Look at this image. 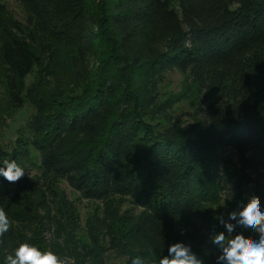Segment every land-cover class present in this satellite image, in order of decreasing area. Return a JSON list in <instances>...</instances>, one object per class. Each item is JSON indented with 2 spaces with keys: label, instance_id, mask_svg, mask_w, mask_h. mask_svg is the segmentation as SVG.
I'll use <instances>...</instances> for the list:
<instances>
[{
  "label": "trees",
  "instance_id": "obj_1",
  "mask_svg": "<svg viewBox=\"0 0 264 264\" xmlns=\"http://www.w3.org/2000/svg\"><path fill=\"white\" fill-rule=\"evenodd\" d=\"M16 1L26 13L24 25L0 0L7 106L20 112L29 100L37 116L28 142L0 146V167L15 160L26 170L23 148L30 143L41 152L43 178L26 177L17 197L0 203L11 225L0 237V264L28 232L31 245L47 251L40 223L30 226L36 214L30 195L43 187L39 205L48 209L44 193L53 189V179H64L89 200L121 197L140 206L127 236L144 243L143 249L124 243V220L115 224L122 236L112 234L111 248L129 250L126 264L137 255L158 264L176 242L191 244L202 264H226L211 242L226 231L225 223L236 225L233 236L258 240L228 214L253 196L264 211V0ZM53 43L73 50L76 71L88 82L67 99L48 102L41 90L29 99L25 80ZM170 70L192 79L193 88L210 91L208 98H217L220 107L186 124L155 114L147 106L148 87L139 89L134 81ZM6 184L0 176V186Z\"/></svg>",
  "mask_w": 264,
  "mask_h": 264
},
{
  "label": "rangeland",
  "instance_id": "obj_2",
  "mask_svg": "<svg viewBox=\"0 0 264 264\" xmlns=\"http://www.w3.org/2000/svg\"><path fill=\"white\" fill-rule=\"evenodd\" d=\"M7 12L11 18L23 25L26 24V13L21 4L16 0H3ZM39 38L37 41L39 42ZM34 48L41 51L40 44L30 39ZM42 59V65L36 68L25 80V90L29 99L43 92L47 101L67 99L73 94L80 93L88 77L79 74L73 63V50L53 43ZM47 69V70H46ZM4 70L0 55V146L17 145L18 140L28 142L32 132L31 120L37 116L36 107L26 102L24 109L20 112L11 110L7 106V91L4 85ZM46 70V71H45ZM87 79V80H86ZM192 79L186 78L177 70L161 72L153 80H135L134 86L139 89L148 87L145 95L149 98L147 106L155 114L165 117L168 123L186 124L200 117H206L209 112L220 107L216 99H209L211 92L204 88H193ZM38 90V93H36ZM152 94V96H151ZM125 102L121 101L120 108ZM29 133V134H28ZM26 166L25 176L16 183L0 186V203L9 202L20 191L22 181L30 178L42 179L40 165V150L30 143L24 144ZM225 155L233 157L230 149L225 150ZM43 182V181H42ZM52 190H45L44 198L49 202L48 209L40 207L39 203L43 196L38 189L30 195L34 201L32 208L36 215L30 226H38L42 231L41 240L46 245L47 251L51 250L61 256L72 257L75 264H126L129 250L120 244L112 246V234H116L115 224L117 220H124L122 234L124 243L131 246V250L143 249L144 243L127 236L130 228V220L140 214L141 208L128 198L116 197L109 202L93 201L82 197L73 190L64 179H53ZM33 188L30 181L28 185ZM33 185V186H32ZM20 186V187H19ZM36 187V186H35ZM51 191V192H50ZM232 193L230 187L223 193V204L228 208L225 200H230ZM52 202H58V207ZM126 222V223H125ZM19 231L20 223H15ZM37 229V228H36ZM40 230V228H39ZM28 236V237H27ZM25 242H34L31 232H28ZM120 237L121 234H116ZM38 239V240H40ZM42 243V244H43ZM17 247H15L16 249ZM14 249V250H15ZM14 250L11 254L14 255Z\"/></svg>",
  "mask_w": 264,
  "mask_h": 264
},
{
  "label": "clouds",
  "instance_id": "obj_3",
  "mask_svg": "<svg viewBox=\"0 0 264 264\" xmlns=\"http://www.w3.org/2000/svg\"><path fill=\"white\" fill-rule=\"evenodd\" d=\"M3 165L0 167V176L9 183H16L25 176V170L15 160H4ZM228 216L242 228L256 232L258 240L246 238L243 234L233 236L236 225L225 223L226 231L211 238L212 244L221 251L217 260L225 261L226 264H264V211L259 197L253 196L242 210L232 211ZM10 226L6 212L0 207V237L9 231ZM5 264H75V261L72 257L62 258L51 250L41 251L24 242L14 250V255L8 254L5 257ZM131 264H145V258L137 255L131 259ZM158 264H202V261L193 252L191 244L176 242L168 246V255L160 258Z\"/></svg>",
  "mask_w": 264,
  "mask_h": 264
}]
</instances>
